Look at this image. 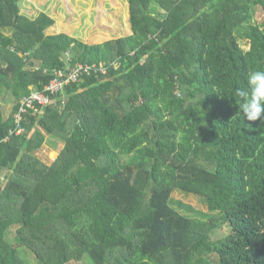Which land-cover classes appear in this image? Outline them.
I'll return each mask as SVG.
<instances>
[{
	"label": "trees",
	"instance_id": "1",
	"mask_svg": "<svg viewBox=\"0 0 264 264\" xmlns=\"http://www.w3.org/2000/svg\"><path fill=\"white\" fill-rule=\"evenodd\" d=\"M23 1L0 0V96L15 100L7 118L0 105V264H264V126L235 96L264 70V0H127L132 35L84 39L99 45L46 35L54 20L21 14ZM100 64L106 75L17 123L55 71ZM48 137L63 147L45 165ZM175 191L210 214L190 215Z\"/></svg>",
	"mask_w": 264,
	"mask_h": 264
},
{
	"label": "rangeland",
	"instance_id": "2",
	"mask_svg": "<svg viewBox=\"0 0 264 264\" xmlns=\"http://www.w3.org/2000/svg\"><path fill=\"white\" fill-rule=\"evenodd\" d=\"M127 5V0H26L21 2L20 9L21 14L29 18H34L40 13L63 18L65 24L76 27L73 37L81 42H87L84 39L96 35L107 36L108 41L123 37L125 35L124 26L129 27ZM263 21L264 14L257 11L253 17V24L259 25ZM240 46L244 50L248 49V44L244 41L240 42ZM14 104L15 100L9 95L0 96V105L5 118L11 113ZM62 147L63 143L60 140L48 137L42 147L35 152V157L43 164L50 165L57 158ZM1 183L4 186L6 180L2 179ZM172 199L188 206L191 211L189 214L192 216L210 214L207 206L199 197L175 191L172 194ZM16 229L17 227H12L7 232L6 239L11 244H14L16 240ZM228 231V227L223 226L217 229L211 238L215 241ZM68 264L91 263L84 258L81 261H72Z\"/></svg>",
	"mask_w": 264,
	"mask_h": 264
},
{
	"label": "built area",
	"instance_id": "3",
	"mask_svg": "<svg viewBox=\"0 0 264 264\" xmlns=\"http://www.w3.org/2000/svg\"><path fill=\"white\" fill-rule=\"evenodd\" d=\"M106 72V68L102 64L99 66L77 65L73 68H68L67 72L55 71L54 78L45 87L44 92L32 90V93L28 97L21 100L18 113L15 116L17 123L20 120V115L26 113L28 109H34L36 105L42 107L50 105L52 103L51 96L56 95L58 92H62L64 87L68 84L77 83L80 78L92 73L106 75Z\"/></svg>",
	"mask_w": 264,
	"mask_h": 264
},
{
	"label": "clouds",
	"instance_id": "4",
	"mask_svg": "<svg viewBox=\"0 0 264 264\" xmlns=\"http://www.w3.org/2000/svg\"><path fill=\"white\" fill-rule=\"evenodd\" d=\"M246 87L237 88L235 96L239 97V114L247 121H260L264 126V70L249 71Z\"/></svg>",
	"mask_w": 264,
	"mask_h": 264
},
{
	"label": "crops",
	"instance_id": "5",
	"mask_svg": "<svg viewBox=\"0 0 264 264\" xmlns=\"http://www.w3.org/2000/svg\"><path fill=\"white\" fill-rule=\"evenodd\" d=\"M127 6H128V5H127ZM44 14H45V13H44ZM47 15H48V14H47ZM128 15H129V11H128ZM35 17H36V16H35ZM35 17H34V18H35ZM49 17H50L51 19L54 20V25L46 31V35L65 34V35H67V36H69V37L74 38L73 35L71 36V35H69V34L66 33V32H57V31L55 30V26H56V19H55V17H52V16H49ZM129 18H130V17H129ZM128 21H129V19H128ZM128 29H129V32H128L127 34H125L123 37H128V36H131V35H132V30H131L130 22H129V27H128ZM75 39H76V38H75ZM107 41H108V39H107V40H104V41H102V42H100L99 44L105 43V42H107ZM83 43L88 44V45H99V44H89L88 42H83Z\"/></svg>",
	"mask_w": 264,
	"mask_h": 264
}]
</instances>
